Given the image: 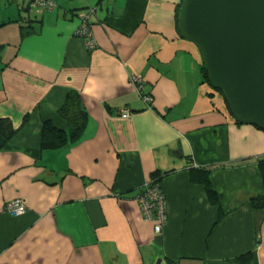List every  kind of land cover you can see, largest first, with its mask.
<instances>
[{
    "label": "crops",
    "instance_id": "0c3cea01",
    "mask_svg": "<svg viewBox=\"0 0 264 264\" xmlns=\"http://www.w3.org/2000/svg\"><path fill=\"white\" fill-rule=\"evenodd\" d=\"M31 1L0 0V118L16 129L0 151V264H238L248 252L264 264V213L252 202L264 131L236 124L204 81L198 47L179 33L183 0H51L43 14ZM88 11L93 49L78 34ZM34 17L37 33L22 40L21 21ZM71 90L84 135L43 151L41 127L66 129L57 110ZM203 170L220 206L192 180ZM157 171L160 234L136 200ZM17 199L26 213H5Z\"/></svg>",
    "mask_w": 264,
    "mask_h": 264
},
{
    "label": "water",
    "instance_id": "95a60500",
    "mask_svg": "<svg viewBox=\"0 0 264 264\" xmlns=\"http://www.w3.org/2000/svg\"><path fill=\"white\" fill-rule=\"evenodd\" d=\"M178 29L234 120L264 131V0H183Z\"/></svg>",
    "mask_w": 264,
    "mask_h": 264
},
{
    "label": "trees",
    "instance_id": "16d2710c",
    "mask_svg": "<svg viewBox=\"0 0 264 264\" xmlns=\"http://www.w3.org/2000/svg\"><path fill=\"white\" fill-rule=\"evenodd\" d=\"M181 4H179L177 7V16H176L177 24L179 23V13H180ZM22 9L25 12H27L28 6L22 7ZM92 14L94 13L92 12L90 13V11L84 13V15L86 16ZM40 23H41L40 20H38L36 17H34L33 19H29L28 21H21L20 24V29L22 32L21 39L23 40L27 37L36 34L37 33L36 28L37 26L38 27L40 26ZM89 26L91 27V24H89ZM201 72L204 81L210 85L208 80V75L204 69V66L201 67ZM214 90L219 92L223 96V93L220 90L215 88ZM57 113L62 119L66 121L67 127L66 129L59 128L55 126L52 121L49 120L44 121L41 127V143H40V148L43 151L60 150L77 144L82 139L84 132L87 128L89 118L86 111L82 107L81 97L78 92L73 90L67 92L65 102L57 110ZM236 124L249 125V124H240L238 122H236ZM15 133H16V129L13 127L12 123L8 119L0 118V151H2L6 147L9 141L15 135ZM258 171L262 179V193L253 197L252 202L254 208L257 211L264 213V157H261L258 160ZM200 172L201 174H198L192 178L193 182L203 184L207 190L210 203L213 205L219 204L220 206L219 195L211 185V172L206 170ZM165 175H161L158 171L154 172L152 174L151 181L155 183H159L160 181H162V177H164ZM235 261L238 264H251L256 261V254L255 252H248L237 257ZM165 264H178V263L167 262Z\"/></svg>",
    "mask_w": 264,
    "mask_h": 264
},
{
    "label": "built area",
    "instance_id": "2783aa9c",
    "mask_svg": "<svg viewBox=\"0 0 264 264\" xmlns=\"http://www.w3.org/2000/svg\"><path fill=\"white\" fill-rule=\"evenodd\" d=\"M31 7L36 9L38 14H43L45 12L52 11L56 5L51 0H32ZM88 18L90 16H82L81 17V27L79 29L78 34L85 37L88 41V48L93 49L95 47L94 42L90 39V26L88 24ZM133 82L137 83L139 89H141L143 84L142 77H135ZM141 94L143 100L147 103H150L151 99L148 95H144L141 89ZM119 114L126 118L129 116L128 111L122 110ZM137 202L140 205L141 211L143 213L144 218L147 221H151L154 224V231L155 233L160 234L168 221L167 215V205H166V198L163 194L159 183H155L150 181L146 184L140 194L137 197ZM5 213L17 217L26 213L27 208L25 202L21 199H17L11 201L5 205L4 208Z\"/></svg>",
    "mask_w": 264,
    "mask_h": 264
},
{
    "label": "rangeland",
    "instance_id": "374dc122",
    "mask_svg": "<svg viewBox=\"0 0 264 264\" xmlns=\"http://www.w3.org/2000/svg\"><path fill=\"white\" fill-rule=\"evenodd\" d=\"M31 4H32V2H31ZM33 11L35 12V11H36V9H33Z\"/></svg>",
    "mask_w": 264,
    "mask_h": 264
}]
</instances>
